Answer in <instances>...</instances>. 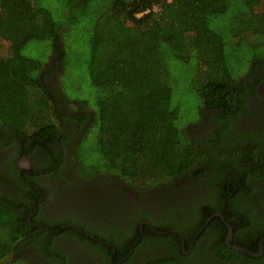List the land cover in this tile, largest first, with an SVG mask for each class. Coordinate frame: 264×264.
Segmentation results:
<instances>
[{"label": "trees", "instance_id": "16d2710c", "mask_svg": "<svg viewBox=\"0 0 264 264\" xmlns=\"http://www.w3.org/2000/svg\"><path fill=\"white\" fill-rule=\"evenodd\" d=\"M259 62L264 0H0V124L7 129L0 128V140L34 158V171L57 176L69 163L65 141L74 138L76 159L69 164L84 177L114 172L131 182H159L195 170L208 194L204 220L202 211L193 217L206 226L220 221L221 233L206 250L225 263L264 264V245L262 255L249 252L259 253L264 239V212L253 204L264 190V118L252 130L235 126L249 111L245 93L260 82L257 72L255 82L240 77ZM72 69L95 97L70 95ZM179 89L188 91L189 108ZM207 110L215 128L198 139L192 129ZM238 157L248 158L241 173L233 166ZM9 160L11 175L0 177V262L17 251L6 264H25L21 245L40 249L38 241L53 234L33 226L23 205L2 189L11 184L30 199L34 189L37 198L48 187ZM250 164L259 183L249 182ZM200 166L219 178L200 175ZM210 198L225 219H210ZM59 221L56 227L66 219ZM226 221L234 228L233 246L248 251L228 246ZM62 232L83 237L72 228ZM180 257L148 264H179Z\"/></svg>", "mask_w": 264, "mask_h": 264}, {"label": "flooded vegetation", "instance_id": "af4514ba", "mask_svg": "<svg viewBox=\"0 0 264 264\" xmlns=\"http://www.w3.org/2000/svg\"><path fill=\"white\" fill-rule=\"evenodd\" d=\"M55 57L56 55L52 57L51 63H54ZM254 72H257L260 82L255 91L245 93L249 111L235 120L236 127L246 130L259 126L258 118H264V62H259L255 71L240 78L247 76L248 80L255 82ZM210 114V110L202 113L200 124L193 126L192 133L197 134L198 139H203L210 129L215 128ZM68 124L71 125L72 122ZM0 128L7 132L3 124H0ZM74 139L65 141L64 145L69 163L76 159L72 155ZM60 148L61 146L52 145V149L57 152L61 151ZM9 158L17 160L19 173H36V179L48 187L37 198L38 191L34 189L30 199L25 194L17 195L11 184L2 189L17 200L15 202L23 205L21 210L33 226L47 228L53 234L47 241H38L40 249H36L35 244L21 245L20 250L27 259L25 264H31L32 261L36 264H55L54 261L58 259L59 264H148L152 260L171 259L177 255L181 256L179 264H231L221 261L206 250V243L216 242L221 233L220 221L219 225L214 220L211 226H206L202 221V209V220L199 215L193 217L195 210L201 212V204L206 202L205 196L208 194L207 182L204 178L197 179L195 170H187L174 178L170 175L159 182H131L114 172L84 177L68 163L64 165L62 174L57 176L45 173L43 167L44 172L34 171V158L18 152L13 144L4 147L0 140V177L11 175L8 164L12 161ZM247 159L238 157L233 164L234 168L240 167V164H243L242 167L247 165ZM249 163L252 162L249 160ZM202 165L207 164L204 162ZM248 166L251 175L249 182L259 183L257 175L251 172L253 166ZM242 167L238 173H241ZM215 172L216 170L206 169L200 175L214 180L219 178ZM196 183L203 184L204 188L196 187ZM147 185L149 186L146 187ZM259 194L261 200H256L253 204L257 203L256 207L264 212V190L259 191ZM207 201L213 209H208L213 213L210 219L220 216L217 207L219 204L212 205L215 203L212 198ZM29 208L34 210L29 212ZM60 218L66 219L65 224L56 227L59 226ZM222 218L225 219L223 216ZM194 222L195 225L190 226ZM226 224L229 227L227 244L234 248L233 236L228 241L230 226L233 225L227 221ZM62 228H72L83 237L66 234L62 232ZM232 234L234 235V228ZM52 253L56 256L54 260L45 256ZM17 255V251L13 252L10 259L14 261Z\"/></svg>", "mask_w": 264, "mask_h": 264}, {"label": "rangeland", "instance_id": "374dc122", "mask_svg": "<svg viewBox=\"0 0 264 264\" xmlns=\"http://www.w3.org/2000/svg\"><path fill=\"white\" fill-rule=\"evenodd\" d=\"M10 47V44L8 43V42H5V44H4V48L5 49H8ZM76 72V70L75 69H72L71 70V76H70V78H69V93H70V95L74 98H77L78 96H80V93H84L85 92V96H88V97H91V98H93V97H95V93H94V91L92 90V87H88V86H86V89L87 90H85V84H84V82H82L81 84H80V80L78 79V77H77V72ZM58 80H59V77L57 78H55V82H58ZM79 86H81L82 88H83V91L82 92H79ZM93 91V92H92ZM186 92V93H185ZM177 93H181V95L183 94V97H181L180 99L183 101V103L185 104V106L187 107V108H189V104H190V102L192 101V100H189V95H188V91H184L183 89H179V91L177 92ZM186 102V103H185ZM68 107V106H67ZM75 107H71V109H74ZM193 113V114H192ZM192 113H191V111L189 112V116L190 117H192L193 116V118H195L196 116H198V112L196 111V112H194V110L192 111ZM231 169V168H230ZM12 261L11 259H9V257H5L1 262H0V264H6L8 261ZM31 264H36L34 261H32L31 262Z\"/></svg>", "mask_w": 264, "mask_h": 264}, {"label": "water", "instance_id": "95a60500", "mask_svg": "<svg viewBox=\"0 0 264 264\" xmlns=\"http://www.w3.org/2000/svg\"><path fill=\"white\" fill-rule=\"evenodd\" d=\"M232 232H233V227L232 226H230V234H229V237H228V241L230 242V240L232 239V236H233V234H232ZM263 245H264V239L261 241V246H260V252L259 253H253V252H251V251H249L250 253H252V254H254V255H257V256H259V255H262V253H263ZM234 248H236V249H239V250H244V251H248L246 248H244V247H240V246H233Z\"/></svg>", "mask_w": 264, "mask_h": 264}]
</instances>
